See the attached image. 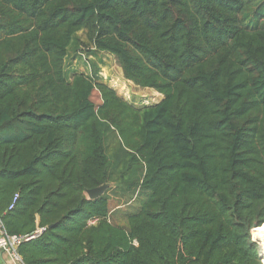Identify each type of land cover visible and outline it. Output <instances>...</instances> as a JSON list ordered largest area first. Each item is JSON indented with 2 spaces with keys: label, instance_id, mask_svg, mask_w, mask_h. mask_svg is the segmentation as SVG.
I'll return each instance as SVG.
<instances>
[{
  "label": "trees",
  "instance_id": "16d2710c",
  "mask_svg": "<svg viewBox=\"0 0 264 264\" xmlns=\"http://www.w3.org/2000/svg\"><path fill=\"white\" fill-rule=\"evenodd\" d=\"M0 222L23 264H264V0H0Z\"/></svg>",
  "mask_w": 264,
  "mask_h": 264
},
{
  "label": "rangeland",
  "instance_id": "374dc122",
  "mask_svg": "<svg viewBox=\"0 0 264 264\" xmlns=\"http://www.w3.org/2000/svg\"><path fill=\"white\" fill-rule=\"evenodd\" d=\"M90 61H94L100 68V76L102 79L112 88H114L118 94L123 96L131 103L140 106L153 104L162 98V95L153 89L140 88L135 86L132 82L123 78L122 73L118 65L116 64L112 55L108 53H100L97 55H74L71 54L67 68L75 69L77 71H89ZM70 70V71H71ZM73 71L70 72V75ZM94 100L97 102V94L95 92ZM110 207H115L114 197L111 196ZM137 204V203H136ZM138 206V204H137ZM251 236L263 249V241L255 236L251 232ZM1 264V263H0Z\"/></svg>",
  "mask_w": 264,
  "mask_h": 264
},
{
  "label": "built area",
  "instance_id": "2783aa9c",
  "mask_svg": "<svg viewBox=\"0 0 264 264\" xmlns=\"http://www.w3.org/2000/svg\"><path fill=\"white\" fill-rule=\"evenodd\" d=\"M16 196L14 197L13 201L15 200ZM12 205L9 206L11 208ZM40 229L35 231L34 234L38 233ZM34 234L29 235L33 237ZM21 237L17 236H9L7 235L0 222V253L3 259L7 262V264H23L19 255L16 252V245L21 241ZM6 257V258H4ZM6 264V263H5Z\"/></svg>",
  "mask_w": 264,
  "mask_h": 264
},
{
  "label": "water",
  "instance_id": "95a60500",
  "mask_svg": "<svg viewBox=\"0 0 264 264\" xmlns=\"http://www.w3.org/2000/svg\"><path fill=\"white\" fill-rule=\"evenodd\" d=\"M109 187V184L107 182L105 183H102L101 185L97 186V187H94V188H91V189H86L85 193L87 195V197L89 199H94V198H97L99 197L100 195H102L106 189ZM30 238V236L28 237H21V241L22 240H25V239H28ZM261 256H263V252L261 251ZM0 263L1 264H5V260L3 259V257L1 256V253H0Z\"/></svg>",
  "mask_w": 264,
  "mask_h": 264
},
{
  "label": "bare ground",
  "instance_id": "6f19581e",
  "mask_svg": "<svg viewBox=\"0 0 264 264\" xmlns=\"http://www.w3.org/2000/svg\"><path fill=\"white\" fill-rule=\"evenodd\" d=\"M252 234L253 236L261 239L263 241V253H264V230L263 229H260V228H257V229H252ZM264 256V254H263Z\"/></svg>",
  "mask_w": 264,
  "mask_h": 264
},
{
  "label": "crops",
  "instance_id": "0c3cea01",
  "mask_svg": "<svg viewBox=\"0 0 264 264\" xmlns=\"http://www.w3.org/2000/svg\"><path fill=\"white\" fill-rule=\"evenodd\" d=\"M259 228V227H258ZM253 229H257V228H253ZM260 229H263V228H260ZM264 230V229H263ZM263 252V251H262ZM264 254V253H263ZM4 258H6V257H4ZM5 260V259H4ZM5 263L7 264V262L5 261Z\"/></svg>",
  "mask_w": 264,
  "mask_h": 264
}]
</instances>
